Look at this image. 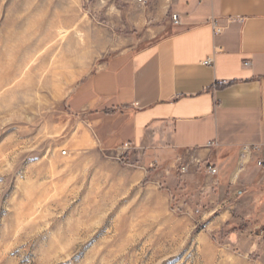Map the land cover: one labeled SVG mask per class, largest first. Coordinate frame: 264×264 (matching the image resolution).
I'll use <instances>...</instances> for the list:
<instances>
[{"label":"rangeland","instance_id":"obj_1","mask_svg":"<svg viewBox=\"0 0 264 264\" xmlns=\"http://www.w3.org/2000/svg\"><path fill=\"white\" fill-rule=\"evenodd\" d=\"M150 9L0 0V264H264L261 228L211 224L207 159L157 164L73 143L66 96L161 37Z\"/></svg>","mask_w":264,"mask_h":264},{"label":"crops","instance_id":"obj_2","mask_svg":"<svg viewBox=\"0 0 264 264\" xmlns=\"http://www.w3.org/2000/svg\"><path fill=\"white\" fill-rule=\"evenodd\" d=\"M149 1L161 37L110 56L66 96L73 143L157 164L207 159L211 224L262 234L264 0Z\"/></svg>","mask_w":264,"mask_h":264},{"label":"built area","instance_id":"obj_3","mask_svg":"<svg viewBox=\"0 0 264 264\" xmlns=\"http://www.w3.org/2000/svg\"><path fill=\"white\" fill-rule=\"evenodd\" d=\"M142 2V3H144V0H138V2ZM171 18L173 19V20H177L176 19V15H172L171 16ZM207 62V61H206ZM249 64V62H246L245 63V65H248ZM221 83H224V82H221ZM257 165H259V166H262L263 165V161L262 160H258L257 162ZM185 170V168H183L182 169V171H184ZM207 170L210 172V173H212V174H217V172L218 171H216V168L214 167V166H210V165H208L207 166ZM262 235H264V232L262 233Z\"/></svg>","mask_w":264,"mask_h":264},{"label":"trees","instance_id":"obj_4","mask_svg":"<svg viewBox=\"0 0 264 264\" xmlns=\"http://www.w3.org/2000/svg\"><path fill=\"white\" fill-rule=\"evenodd\" d=\"M227 228H228V229H227ZM234 230H236V227L229 226V225L227 224V227H226V226H225V227H222V228L220 229V232L225 231V232H228V234H229L230 232L233 233Z\"/></svg>","mask_w":264,"mask_h":264}]
</instances>
